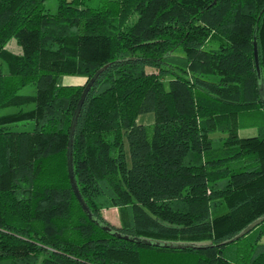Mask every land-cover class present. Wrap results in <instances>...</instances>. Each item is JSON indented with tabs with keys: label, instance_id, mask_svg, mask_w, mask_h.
Listing matches in <instances>:
<instances>
[{
	"label": "trees",
	"instance_id": "16d2710c",
	"mask_svg": "<svg viewBox=\"0 0 264 264\" xmlns=\"http://www.w3.org/2000/svg\"><path fill=\"white\" fill-rule=\"evenodd\" d=\"M48 1L0 0V264H264V0Z\"/></svg>",
	"mask_w": 264,
	"mask_h": 264
},
{
	"label": "rangeland",
	"instance_id": "374dc122",
	"mask_svg": "<svg viewBox=\"0 0 264 264\" xmlns=\"http://www.w3.org/2000/svg\"><path fill=\"white\" fill-rule=\"evenodd\" d=\"M47 5L49 6V8H52V9L55 8V2L52 0L48 1ZM8 47L12 50H16V51L18 50V44L14 39L8 43ZM1 69L3 71H5L6 65L0 59V70ZM167 81H168V78L165 79V82H167ZM83 82H85V78H83L81 76L65 75V76L60 77V79H59L60 84H74V83H83ZM34 90H35V86L32 84V85H28L27 87L23 88L21 90V92L28 94V93H33ZM16 110H17V108H14V107L1 109L0 114L10 113V112H13ZM153 121H154V115L151 112L140 115V117L138 119V122L141 124H149V123H152ZM240 133L242 136H248V135H253L254 133H256V130L255 129H242ZM128 161L130 163L129 155H128ZM107 214H108V216H107L108 220H110L111 222L115 221L114 223L118 222V217H116L118 215V212L116 209H112V211L110 210L109 212H107ZM263 242H264V238H263Z\"/></svg>",
	"mask_w": 264,
	"mask_h": 264
},
{
	"label": "water",
	"instance_id": "95a60500",
	"mask_svg": "<svg viewBox=\"0 0 264 264\" xmlns=\"http://www.w3.org/2000/svg\"><path fill=\"white\" fill-rule=\"evenodd\" d=\"M255 44V56H256V61H257V67H258V70L260 72V68H259V64H258V48H257V41L255 40L254 42ZM262 221H264V217L254 221L253 223H251L248 227H246L239 235H237L234 239H238L239 237L241 236H244L246 235L247 233H249L250 231H252L257 225H259ZM146 241V240H144ZM150 244H154V245H167V244H163V243H160V242H151V241H146Z\"/></svg>",
	"mask_w": 264,
	"mask_h": 264
}]
</instances>
